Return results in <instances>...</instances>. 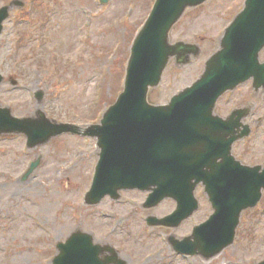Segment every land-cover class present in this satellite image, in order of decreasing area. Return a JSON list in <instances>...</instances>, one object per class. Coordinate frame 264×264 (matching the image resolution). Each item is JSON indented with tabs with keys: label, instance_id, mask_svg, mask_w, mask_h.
I'll use <instances>...</instances> for the list:
<instances>
[{
	"label": "rangeland",
	"instance_id": "374dc122",
	"mask_svg": "<svg viewBox=\"0 0 264 264\" xmlns=\"http://www.w3.org/2000/svg\"><path fill=\"white\" fill-rule=\"evenodd\" d=\"M9 1L0 0V6ZM23 1V7L10 8L0 34V73L5 79L0 102L11 106L16 116L40 108L57 121L80 125L97 121L122 88L129 47L154 0ZM242 2L214 0L188 13L172 32V40H200L203 55L182 69L169 64L152 101L167 102L197 77ZM10 77L17 86L9 84ZM37 90L43 93L40 102L33 97ZM261 90L247 118L251 134L233 151L249 164L264 159ZM251 91V81L239 85L220 98L217 111L224 115L241 106ZM25 143L19 134L0 136V264H49L58 255L57 243L77 229L92 234L95 242L113 246L127 264H256L264 259V197L242 212L231 247L209 261L198 255L182 257L171 252L165 229L148 227L144 220L147 213L158 217L170 213L174 200L163 199L145 211L139 203L148 192L131 190L121 191L119 200L106 196L97 205L82 204L95 164L92 140L63 134L32 149ZM36 159L39 165L21 180ZM195 195L199 210L172 231L176 236L189 233L212 213L201 186Z\"/></svg>",
	"mask_w": 264,
	"mask_h": 264
},
{
	"label": "water",
	"instance_id": "95a60500",
	"mask_svg": "<svg viewBox=\"0 0 264 264\" xmlns=\"http://www.w3.org/2000/svg\"><path fill=\"white\" fill-rule=\"evenodd\" d=\"M207 1H155L131 46L123 90L105 110L100 124L83 131L70 124H56L40 110L36 118H18L9 107H0V134L23 133L30 147L68 131L95 137L100 159L84 201L95 204L107 193L118 197L120 188L154 186L159 198H176L178 207L162 219L150 218L151 224L178 226L197 208L193 190L201 181L214 212L186 242H171L188 254L196 250L214 256L233 242L242 210L255 205L264 188V167L241 165L230 155L231 127L241 125L249 107L236 109L226 120L212 114L216 98L246 79H253L255 89L264 88V62L258 60L264 47V0H245L243 10L225 29L219 49L192 86L179 91L166 105L148 101V92L159 83L170 57L181 63L189 54L198 56L196 45L170 44L169 32L187 10ZM7 11L8 7L0 10V31ZM248 132V126L243 125L239 138ZM57 247L60 254L53 264H126L111 247H107L111 256L98 260L106 247L93 244L92 237L80 231Z\"/></svg>",
	"mask_w": 264,
	"mask_h": 264
},
{
	"label": "bare ground",
	"instance_id": "6f19581e",
	"mask_svg": "<svg viewBox=\"0 0 264 264\" xmlns=\"http://www.w3.org/2000/svg\"><path fill=\"white\" fill-rule=\"evenodd\" d=\"M40 219V218H39ZM41 223H44L43 221H41Z\"/></svg>",
	"mask_w": 264,
	"mask_h": 264
}]
</instances>
